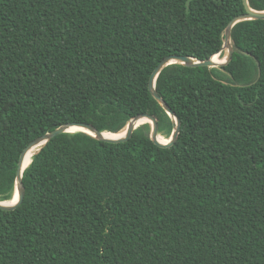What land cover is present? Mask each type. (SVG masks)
Here are the masks:
<instances>
[{
  "label": "trees",
  "instance_id": "1",
  "mask_svg": "<svg viewBox=\"0 0 264 264\" xmlns=\"http://www.w3.org/2000/svg\"><path fill=\"white\" fill-rule=\"evenodd\" d=\"M244 12L242 0H0V202L25 146L63 125L117 134L152 114L169 140L152 72L171 55L221 60ZM231 41L225 66L157 76L180 120L171 148L149 123L121 144L75 132L41 147L23 203L0 210V264H264V20L235 24Z\"/></svg>",
  "mask_w": 264,
  "mask_h": 264
},
{
  "label": "water",
  "instance_id": "2",
  "mask_svg": "<svg viewBox=\"0 0 264 264\" xmlns=\"http://www.w3.org/2000/svg\"><path fill=\"white\" fill-rule=\"evenodd\" d=\"M242 1H243V5L245 8V12L243 14H240V15L232 18L230 20V22L228 23V25L226 26L225 31H224V41H223V46L221 48V51H226V58H225L224 62H217L214 60V56L219 55V53L211 56L208 60H205V61H199V60L191 58V57L171 55V56L164 58L158 64V66L154 69V71L152 72V74L149 78V83H148L149 91L151 92L153 98L161 105V107L164 109V111L170 117V119L172 120V122L174 124L171 136L168 140L169 142L167 144L159 143L158 137L160 135L158 134V120L152 114H141V115L133 117L129 121V123L126 127V130H127L126 136H124L123 138L117 139V140H109V139L105 138L104 135L107 134L106 132H99L95 127H93L90 124L70 123L67 125H63V126L59 127L58 129L50 132V133H47V134H44L42 136L35 138L34 140L29 142L25 146V148L23 149V151L20 155L18 166H17V172H16L15 193L17 192L18 199L14 204H9V202H0V210L13 211L23 203V200L25 197V189H24V186L22 183V174H23L24 170L30 164L29 163L28 165H26V160H27V156L29 155V153L32 152L34 149H38L37 151H39V149L41 147L46 145L51 139L55 138L58 135H61L64 133H75V132L69 131L70 128H83V129H86V130L92 132L94 134V136L93 135H91V136L95 137L96 139H98L100 141L107 142L110 144H121V143L127 142L131 138L133 132L135 131V129L138 126H140L144 123H149L152 126V132L150 135L152 142L156 146L163 148V149L171 148L175 144V141H176L177 136L179 134L180 120L171 111L169 106L162 100V98L157 94V92L155 90V82H156L157 76L159 75V73L161 72V70L163 68H165L168 65L175 64V63H179V64H182V65H185L188 67H193V68H196V67L218 68V67L227 65L231 61L232 55H233V46H232V41H231V30H232L233 26L239 22H242V21L264 20V11H262V12L254 11L249 7L248 0H242ZM143 119H148L149 122H141ZM77 132H81V131H77ZM83 133H85V132H83ZM109 134H111V133H109Z\"/></svg>",
  "mask_w": 264,
  "mask_h": 264
},
{
  "label": "bare ground",
  "instance_id": "3",
  "mask_svg": "<svg viewBox=\"0 0 264 264\" xmlns=\"http://www.w3.org/2000/svg\"><path fill=\"white\" fill-rule=\"evenodd\" d=\"M219 58H220L219 55H215L214 56V60L217 61V62H218ZM225 58H226V53H225L224 57L221 60H219V62H224ZM141 122H149V120L148 119H143ZM69 131H71V132L81 131V132H85L87 134H90V135L94 136V134L92 132H90V131H88L86 129H83V128H70ZM126 132H127V130L124 129L123 131H121L120 133H117V134H109V133H107V134L104 135V137L109 139V140H117V139H120V138H123L124 136H126ZM158 140H159V143H161V144H167L169 142L168 140L162 138L161 136L158 137ZM37 150L38 149H34L32 152L29 153V155L27 156L26 165H28L31 162V158L37 152ZM17 199H18V194L16 192L14 194L13 199L9 202V204H14L17 201Z\"/></svg>",
  "mask_w": 264,
  "mask_h": 264
},
{
  "label": "rangeland",
  "instance_id": "4",
  "mask_svg": "<svg viewBox=\"0 0 264 264\" xmlns=\"http://www.w3.org/2000/svg\"><path fill=\"white\" fill-rule=\"evenodd\" d=\"M162 137V136H161ZM163 138V137H162Z\"/></svg>",
  "mask_w": 264,
  "mask_h": 264
}]
</instances>
